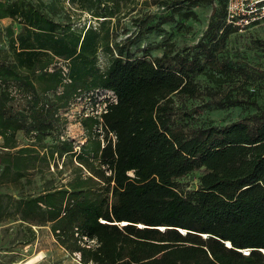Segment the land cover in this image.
Returning <instances> with one entry per match:
<instances>
[{"label":"trees","instance_id":"trees-1","mask_svg":"<svg viewBox=\"0 0 264 264\" xmlns=\"http://www.w3.org/2000/svg\"><path fill=\"white\" fill-rule=\"evenodd\" d=\"M77 1L83 9L95 8L98 17H110L118 8V0ZM173 1L187 9L197 4ZM212 1L222 3L223 14L210 20L205 39L193 48L133 57L123 45H116L113 55L108 27L103 35L92 27L75 32L32 2L0 0V17L21 24L10 34L7 54H0V137L5 147L21 132L38 141L53 137L57 151L67 148L79 156L81 151L59 138L65 122L61 105L34 82L33 73H46L52 62L61 59L67 68L66 73L49 72L56 75L50 88L54 97H92L99 91L112 97L100 113L82 120L88 137L100 133L98 126L106 136L87 153L97 161L92 175L104 186L68 194L47 191L25 201L32 208L30 221H52L57 238L69 241L66 247L79 252L84 264H264V108L257 97H226L215 104L246 103L256 109L249 122L187 130L172 119L174 94L191 99L202 94L195 79L199 74L218 86L240 75L245 86L258 80L235 67L224 50L228 36L239 30L226 21V0ZM107 2L112 5H102ZM181 16L194 18L195 13ZM155 28L150 25L144 32ZM100 48L112 54L104 70L96 63ZM198 168L203 173L197 188L185 190L178 179Z\"/></svg>","mask_w":264,"mask_h":264},{"label":"rangeland","instance_id":"rangeland-1","mask_svg":"<svg viewBox=\"0 0 264 264\" xmlns=\"http://www.w3.org/2000/svg\"><path fill=\"white\" fill-rule=\"evenodd\" d=\"M24 1L37 5L54 21L69 25L75 32L83 33L92 27L103 35L108 27L113 55L116 45H123L128 47L133 57L159 56L164 49H170L172 53L186 52L199 39H205L210 20L214 22L223 14L222 3L216 5L212 0H197V4L189 9L184 3L175 7L173 0H118L117 11L110 17L95 16V8L83 9L77 0ZM102 5L111 6L112 2ZM189 10L194 11L195 17L182 18L181 13ZM161 19L165 21L158 24ZM150 25H156V28L144 32ZM20 29L17 19L0 17L1 55L7 54L10 34L15 35ZM131 40H134L132 44L129 43ZM226 44L224 50L228 51L234 66L255 74L258 80L245 86L242 84L244 76L240 75L218 86L203 74L197 75L195 79L202 91L200 97L172 96V119L187 130L207 125L224 126L239 120L249 122L256 109L246 107V103L222 107L215 104V101L222 102L226 97L242 101L244 97H257L258 105L264 108V22L249 31L232 32ZM96 58L100 70H104L112 54L100 48ZM65 65L60 59L52 62L46 73L36 70L34 82L39 91L46 90L50 100L61 105L59 112L65 122L59 138L71 143L73 151H81L79 156L82 158L74 156L70 150L66 151L67 148L57 151L59 142H55L53 137L38 141L18 132L8 147L0 137V264H14L39 252L46 255L36 264H84L80 261L79 252L66 247L69 241L64 243L57 238L52 221H30L32 208L25 202L47 191L66 190L68 194L74 189L97 191L104 186L92 175L91 165L96 166L97 161L87 153L95 149V140L102 145L106 136L98 126L100 133L88 137L82 120L100 113L105 100L112 97L106 91L95 92L92 97H54L50 88L56 83V75H49V72L60 70L66 73ZM202 173L203 168L192 170L180 177L178 183L185 190H193L197 188ZM88 243L94 244V240H88Z\"/></svg>","mask_w":264,"mask_h":264},{"label":"built area","instance_id":"built-area-1","mask_svg":"<svg viewBox=\"0 0 264 264\" xmlns=\"http://www.w3.org/2000/svg\"><path fill=\"white\" fill-rule=\"evenodd\" d=\"M226 21L239 31L264 22V0H226Z\"/></svg>","mask_w":264,"mask_h":264},{"label":"bare ground","instance_id":"bare-ground-1","mask_svg":"<svg viewBox=\"0 0 264 264\" xmlns=\"http://www.w3.org/2000/svg\"><path fill=\"white\" fill-rule=\"evenodd\" d=\"M229 246V244H227ZM246 251V250H245ZM37 253V252H35ZM46 255V254H45ZM43 254V252H39L37 254H33V255H29L27 256L25 259L20 260L18 262H15L14 264H36L38 263L40 260H42V258L45 256Z\"/></svg>","mask_w":264,"mask_h":264},{"label":"water","instance_id":"water-1","mask_svg":"<svg viewBox=\"0 0 264 264\" xmlns=\"http://www.w3.org/2000/svg\"><path fill=\"white\" fill-rule=\"evenodd\" d=\"M227 244H230L229 242H226Z\"/></svg>","mask_w":264,"mask_h":264}]
</instances>
